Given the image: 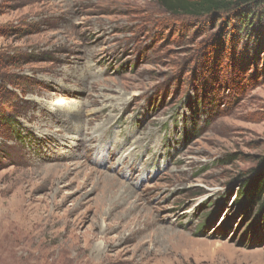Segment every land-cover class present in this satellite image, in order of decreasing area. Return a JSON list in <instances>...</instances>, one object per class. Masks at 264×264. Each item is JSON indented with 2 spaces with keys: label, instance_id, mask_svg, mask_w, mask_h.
Returning <instances> with one entry per match:
<instances>
[{
  "label": "rangeland",
  "instance_id": "obj_1",
  "mask_svg": "<svg viewBox=\"0 0 264 264\" xmlns=\"http://www.w3.org/2000/svg\"><path fill=\"white\" fill-rule=\"evenodd\" d=\"M223 20L0 0V264H264V21Z\"/></svg>",
  "mask_w": 264,
  "mask_h": 264
},
{
  "label": "trees",
  "instance_id": "obj_2",
  "mask_svg": "<svg viewBox=\"0 0 264 264\" xmlns=\"http://www.w3.org/2000/svg\"><path fill=\"white\" fill-rule=\"evenodd\" d=\"M159 8L172 16H180L199 23L212 25L227 20L228 28H238L246 35L254 33L255 23L264 21V0H154ZM234 22V23H233ZM261 34H259L260 36ZM259 38V37H258ZM264 44V41L262 42ZM261 45V43H260ZM7 126L12 125L11 117H4ZM240 182V193L250 203H257L264 214V157L259 166L249 171L247 176L237 179Z\"/></svg>",
  "mask_w": 264,
  "mask_h": 264
}]
</instances>
